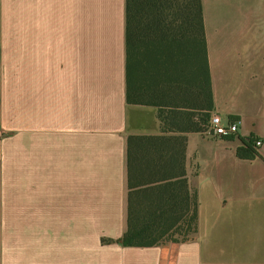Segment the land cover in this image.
Returning a JSON list of instances; mask_svg holds the SVG:
<instances>
[{"label":"crops","instance_id":"1","mask_svg":"<svg viewBox=\"0 0 264 264\" xmlns=\"http://www.w3.org/2000/svg\"><path fill=\"white\" fill-rule=\"evenodd\" d=\"M202 5L213 111L238 131L187 134L197 234L126 247L127 138L162 135L126 100V0H0V264H264V0Z\"/></svg>","mask_w":264,"mask_h":264},{"label":"trees","instance_id":"2","mask_svg":"<svg viewBox=\"0 0 264 264\" xmlns=\"http://www.w3.org/2000/svg\"><path fill=\"white\" fill-rule=\"evenodd\" d=\"M202 0H126V100L157 110L162 135L127 138V219L120 242L149 247L197 234L187 134L214 110ZM256 138L237 149L256 157Z\"/></svg>","mask_w":264,"mask_h":264},{"label":"built area","instance_id":"3","mask_svg":"<svg viewBox=\"0 0 264 264\" xmlns=\"http://www.w3.org/2000/svg\"><path fill=\"white\" fill-rule=\"evenodd\" d=\"M238 124L235 122H229L225 124L221 115L217 112H212L211 119L209 123V127L206 130V133L210 136L214 137H230L237 133ZM256 147H260L262 145V141L257 139Z\"/></svg>","mask_w":264,"mask_h":264},{"label":"rangeland","instance_id":"4","mask_svg":"<svg viewBox=\"0 0 264 264\" xmlns=\"http://www.w3.org/2000/svg\"><path fill=\"white\" fill-rule=\"evenodd\" d=\"M18 53L17 51H7L6 52V67H7V79L6 82L11 88H8V115L7 121L8 124H13V119H10V115L13 116V82H14V72H15V64L18 62Z\"/></svg>","mask_w":264,"mask_h":264}]
</instances>
